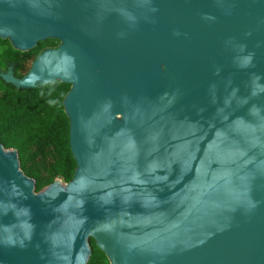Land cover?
<instances>
[{
	"label": "water",
	"instance_id": "1",
	"mask_svg": "<svg viewBox=\"0 0 264 264\" xmlns=\"http://www.w3.org/2000/svg\"><path fill=\"white\" fill-rule=\"evenodd\" d=\"M0 38L59 41L2 78L70 85L77 165L0 144V264H264V0H0Z\"/></svg>",
	"mask_w": 264,
	"mask_h": 264
},
{
	"label": "trees",
	"instance_id": "2",
	"mask_svg": "<svg viewBox=\"0 0 264 264\" xmlns=\"http://www.w3.org/2000/svg\"><path fill=\"white\" fill-rule=\"evenodd\" d=\"M59 41L48 39L22 52L9 40L0 38V144L18 152L21 170L35 182L40 192L56 179L72 180L76 161L70 149V124L63 100L70 85L60 81L35 88L19 89L2 75L11 70L22 78L33 61ZM5 74V73H4ZM92 255L87 264H110L105 254L90 240Z\"/></svg>",
	"mask_w": 264,
	"mask_h": 264
},
{
	"label": "flooded vegetation",
	"instance_id": "3",
	"mask_svg": "<svg viewBox=\"0 0 264 264\" xmlns=\"http://www.w3.org/2000/svg\"><path fill=\"white\" fill-rule=\"evenodd\" d=\"M4 73H5V74H6V73H11V74H12V71H11V70H8V71H6V72H4ZM4 73H3V74H4Z\"/></svg>",
	"mask_w": 264,
	"mask_h": 264
},
{
	"label": "rangeland",
	"instance_id": "4",
	"mask_svg": "<svg viewBox=\"0 0 264 264\" xmlns=\"http://www.w3.org/2000/svg\"><path fill=\"white\" fill-rule=\"evenodd\" d=\"M62 184L64 185V183L62 182Z\"/></svg>",
	"mask_w": 264,
	"mask_h": 264
},
{
	"label": "clouds",
	"instance_id": "5",
	"mask_svg": "<svg viewBox=\"0 0 264 264\" xmlns=\"http://www.w3.org/2000/svg\"><path fill=\"white\" fill-rule=\"evenodd\" d=\"M250 59V58H249Z\"/></svg>",
	"mask_w": 264,
	"mask_h": 264
}]
</instances>
